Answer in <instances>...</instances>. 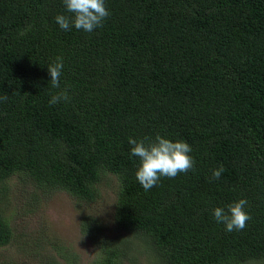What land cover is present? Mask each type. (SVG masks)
Listing matches in <instances>:
<instances>
[{
    "label": "trees",
    "instance_id": "obj_1",
    "mask_svg": "<svg viewBox=\"0 0 264 264\" xmlns=\"http://www.w3.org/2000/svg\"><path fill=\"white\" fill-rule=\"evenodd\" d=\"M105 5L110 15L89 33L56 23L72 15L63 0H0V179L24 174L92 202L102 173L113 175L112 221L124 234L87 222L94 264H122L124 235L141 238L155 264L264 260V0ZM62 90L69 100L50 104ZM157 133L187 142L195 163L145 191L129 138ZM241 198L251 219L227 232L213 210ZM11 238L0 207V246Z\"/></svg>",
    "mask_w": 264,
    "mask_h": 264
},
{
    "label": "rangeland",
    "instance_id": "obj_2",
    "mask_svg": "<svg viewBox=\"0 0 264 264\" xmlns=\"http://www.w3.org/2000/svg\"><path fill=\"white\" fill-rule=\"evenodd\" d=\"M97 189L94 201L85 202L62 190L42 189L24 174L0 179V207L12 232L9 243L0 246V262L94 264L101 252L85 224L99 222L111 239L124 234L112 221L117 180L104 171ZM124 236L122 264H155L152 250L141 238Z\"/></svg>",
    "mask_w": 264,
    "mask_h": 264
},
{
    "label": "clouds",
    "instance_id": "obj_3",
    "mask_svg": "<svg viewBox=\"0 0 264 264\" xmlns=\"http://www.w3.org/2000/svg\"><path fill=\"white\" fill-rule=\"evenodd\" d=\"M63 5L66 12L72 14H58L55 17L56 23L63 30H70L74 26L77 30L90 33L110 15L105 0H63ZM29 28L30 26L20 30L19 35H26ZM63 66L62 57H57L54 63L48 65L52 88L60 87ZM0 99L7 101V96ZM68 100L67 91L62 90L52 95L49 103L57 104ZM129 144L132 146L130 155L139 158L135 176L145 191L155 187L161 177L175 178L178 174L193 169L195 161L190 155L192 148L183 140L173 141L157 133L155 139L147 136L140 139L129 138ZM224 171L223 165H220L212 171L209 181L220 179ZM246 205L247 200L241 198L227 205V210L216 207L213 210L214 219L217 223H223L227 232L243 230L251 219L245 210Z\"/></svg>",
    "mask_w": 264,
    "mask_h": 264
}]
</instances>
